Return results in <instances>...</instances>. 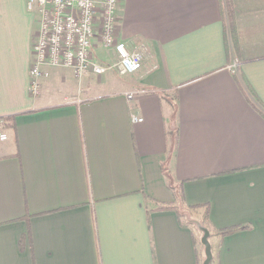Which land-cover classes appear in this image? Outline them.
<instances>
[{
  "label": "crops",
  "instance_id": "obj_1",
  "mask_svg": "<svg viewBox=\"0 0 264 264\" xmlns=\"http://www.w3.org/2000/svg\"><path fill=\"white\" fill-rule=\"evenodd\" d=\"M232 2L235 50L225 0H120L117 37L149 59L117 88L91 91L89 73L83 97L48 102L72 74L51 69L30 95L38 19L0 0V264H197L190 230L154 210L169 183L213 228L247 227L214 242L215 264H264V0Z\"/></svg>",
  "mask_w": 264,
  "mask_h": 264
},
{
  "label": "built area",
  "instance_id": "obj_2",
  "mask_svg": "<svg viewBox=\"0 0 264 264\" xmlns=\"http://www.w3.org/2000/svg\"><path fill=\"white\" fill-rule=\"evenodd\" d=\"M120 0H26L27 9L37 16L38 29L31 46L29 93L37 97L41 80L51 69L69 70L76 80L91 73L99 75L106 68L92 57L94 42L104 50H112L119 75H130L149 59L140 45L134 50L117 37ZM237 64L233 65V69ZM127 100L132 94L126 95ZM134 122L142 119L132 116ZM7 139L0 119V141Z\"/></svg>",
  "mask_w": 264,
  "mask_h": 264
},
{
  "label": "trees",
  "instance_id": "obj_3",
  "mask_svg": "<svg viewBox=\"0 0 264 264\" xmlns=\"http://www.w3.org/2000/svg\"><path fill=\"white\" fill-rule=\"evenodd\" d=\"M225 8L227 10L228 22L225 25V29H228L229 41L233 50L237 47L236 42V21L234 19V6L232 0H225ZM253 92L251 91L250 94ZM253 96V95H252ZM255 100L253 104L254 107L259 111V113L264 117V108L260 109L257 104V99L253 96ZM8 124H5V126ZM171 145L174 147L175 145V131H170L167 133ZM165 177L168 176L167 170L163 171ZM168 188L171 190L173 194L174 200L172 202H157V207L154 208L155 211H173L179 222V225L182 227L188 228L191 232L193 242L199 246L200 250H203L202 245L200 244V237L202 236V229H206L209 232V243L211 245L212 252V261L210 264H215V257L213 256L215 247L221 242V240L227 236H230L238 231H243L247 227L245 226H237L230 227L225 229H215L211 225L209 221V206L207 204L204 205H195V206H187L184 203L182 190L179 187L174 188L171 184H168ZM214 242L216 246H214ZM203 258L199 254L197 264H202Z\"/></svg>",
  "mask_w": 264,
  "mask_h": 264
},
{
  "label": "rangeland",
  "instance_id": "obj_4",
  "mask_svg": "<svg viewBox=\"0 0 264 264\" xmlns=\"http://www.w3.org/2000/svg\"><path fill=\"white\" fill-rule=\"evenodd\" d=\"M93 50H94V47L92 48V52H93ZM96 50H97V48H96ZM101 50L103 51V49L100 48V50L98 52H101ZM110 61L108 60L107 65L103 64V66L110 68L109 72L105 71L102 74L91 76L92 78L100 79L103 82V83L100 82L101 84H99V85L97 84L96 86H94V89L92 88L91 91L102 92L105 90L117 88V86H119V83L121 81L126 80L128 75H124V76L119 75L116 68L114 66H112L113 64ZM59 72L60 73L57 74V75H59V78L62 77V78H65L67 80L66 85L58 84V82H52L50 85H48L44 89L41 98H44V100L51 102V101H54L57 99H62L64 96L69 98V100H77V99H80V97H83V90H84L83 82L80 80L81 83H79L80 81L76 80L74 77H72V75L70 76L68 71H65V73H67V74H64V75L62 74L61 71H59ZM108 73H110V78L107 76ZM105 77H108V78H105ZM50 81H52V80H50ZM163 108H165L164 113H165L166 117H169V111L170 110L168 108V105L166 107L164 102H163ZM166 128L169 129V126H166ZM201 251H202L201 256L203 258V250H201Z\"/></svg>",
  "mask_w": 264,
  "mask_h": 264
},
{
  "label": "water",
  "instance_id": "obj_5",
  "mask_svg": "<svg viewBox=\"0 0 264 264\" xmlns=\"http://www.w3.org/2000/svg\"><path fill=\"white\" fill-rule=\"evenodd\" d=\"M202 236L200 237V244L203 247V261L202 264H210L212 261L211 245L208 237L209 232L206 229H202Z\"/></svg>",
  "mask_w": 264,
  "mask_h": 264
}]
</instances>
